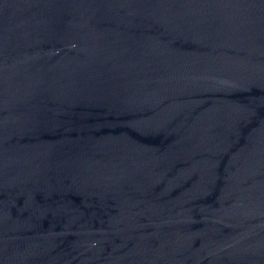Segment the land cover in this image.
<instances>
[{
	"label": "water",
	"instance_id": "obj_1",
	"mask_svg": "<svg viewBox=\"0 0 264 264\" xmlns=\"http://www.w3.org/2000/svg\"><path fill=\"white\" fill-rule=\"evenodd\" d=\"M0 264H264V0H0Z\"/></svg>",
	"mask_w": 264,
	"mask_h": 264
}]
</instances>
